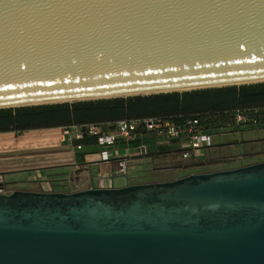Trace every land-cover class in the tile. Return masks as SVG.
<instances>
[{
	"label": "water",
	"instance_id": "water-1",
	"mask_svg": "<svg viewBox=\"0 0 264 264\" xmlns=\"http://www.w3.org/2000/svg\"><path fill=\"white\" fill-rule=\"evenodd\" d=\"M262 78L264 0H0V108ZM0 264H264V162L0 194Z\"/></svg>",
	"mask_w": 264,
	"mask_h": 264
},
{
	"label": "rangeland",
	"instance_id": "rangeland-1",
	"mask_svg": "<svg viewBox=\"0 0 264 264\" xmlns=\"http://www.w3.org/2000/svg\"><path fill=\"white\" fill-rule=\"evenodd\" d=\"M255 84L260 83L242 85ZM150 94L155 93L139 95L144 96ZM131 96L117 97L127 98ZM100 99L110 98L71 100L46 104H74L76 102ZM239 130L237 131L236 129L235 131L225 132L214 131L215 133L212 136L213 147L209 150L200 151L199 158L203 157L205 159L206 166L196 168H191V166H188V170L181 172L182 177L187 176L185 174L191 172L193 174H199L195 172L208 173L227 170L225 168L231 167L235 164L238 165L243 161L238 160L234 162V160L248 154V151L246 150L245 153L242 152L243 149L247 148L246 144L257 140V142H259V145L256 146L260 148V146L262 145L261 143L264 142V129ZM17 133V136H15V134L0 135V172L8 169H14L17 171V173L5 175L6 181L11 183L6 187L7 191H12L14 189L28 190L39 188L38 184L30 183L33 178L32 169L37 168L40 172L41 169H43L48 177L54 180L53 183H50V187L54 188L55 190L59 189L67 193L87 190L86 188L92 185L93 188H111L121 187L125 183V178H116L115 176H110L111 180L106 181L104 178L100 179L98 177L99 174H108L112 172V169L108 164L90 165V162L97 161L98 158L96 154H94L95 152L93 142L89 138L76 140V133H71L72 141L71 143H69L67 141H61V133L57 130H32L26 133ZM146 142L148 143L149 149H151L149 152V157L151 156V158H148V156L134 158L135 160L132 161L130 169L133 173L131 175V178L128 180V183L130 185L145 184L149 183V181H158L162 178H166L167 176L165 174L158 173V171L161 169H174L191 165L188 160H185L182 157L180 152L178 154H164L163 152L165 150H157L165 148L166 146L154 145V143H152L149 138L146 139ZM174 149L179 148H168L166 150ZM244 161H247V159H244ZM154 170L155 172H153ZM98 171H102L103 173H99ZM170 172H172V170L169 171V173ZM70 180H73V182L75 181V183L70 184ZM64 184H69V186H65Z\"/></svg>",
	"mask_w": 264,
	"mask_h": 264
},
{
	"label": "trees",
	"instance_id": "trees-1",
	"mask_svg": "<svg viewBox=\"0 0 264 264\" xmlns=\"http://www.w3.org/2000/svg\"><path fill=\"white\" fill-rule=\"evenodd\" d=\"M237 112L246 118V122L241 126L235 123ZM144 118L170 119L177 124L197 118L203 131L210 134H214V131L264 129V83L206 88L182 93L117 97L74 104L0 108V133H22L34 129L104 123L114 124L111 126L114 129L119 121ZM84 138L89 137L85 136L82 139ZM150 141L154 142L152 139ZM166 149L168 148H161L159 151L165 150L164 154L180 152V149Z\"/></svg>",
	"mask_w": 264,
	"mask_h": 264
},
{
	"label": "built area",
	"instance_id": "built-area-1",
	"mask_svg": "<svg viewBox=\"0 0 264 264\" xmlns=\"http://www.w3.org/2000/svg\"><path fill=\"white\" fill-rule=\"evenodd\" d=\"M245 122V116L237 112L235 116L236 125L241 126ZM203 130L197 118L188 119L183 124H177L170 119L144 118L119 121L111 132L105 130L103 124H86L63 127L60 133L62 142L71 143V133H76V140H80L85 136L95 139L99 157V161L95 163L108 164L112 169V172L99 174L98 177L100 179L110 178V176L125 178V183L122 186H127L130 185L128 180L133 173L130 169L132 161L135 160L134 158L142 156L151 158V156L149 157L150 150L148 146L144 143H138L141 137L152 139L157 146L178 147L180 154L185 160L195 165L199 163L201 166H206L205 159L203 157L199 158L200 151L209 150L213 147V134ZM188 166L159 170L158 173L167 176L160 179V181H173L181 178V172L187 170ZM171 170L172 172L169 173ZM51 182L53 183L54 180L49 178L43 169H41V172L38 169L33 170V178L30 183L38 184L39 188L28 189L27 191L43 193L64 192L50 187ZM69 182L70 184L75 183L73 180ZM65 186H69V184ZM91 188H93V185L86 189ZM16 190L7 191L5 185L0 181V194H12Z\"/></svg>",
	"mask_w": 264,
	"mask_h": 264
},
{
	"label": "crops",
	"instance_id": "crops-1",
	"mask_svg": "<svg viewBox=\"0 0 264 264\" xmlns=\"http://www.w3.org/2000/svg\"><path fill=\"white\" fill-rule=\"evenodd\" d=\"M112 125H114V124L104 123L103 124V127H104L105 130H107V131L109 130L111 132L113 130L111 128ZM62 128L63 127H54V128H44V129H34V130H57V131H61ZM30 131H32V130H30ZM30 131H24L23 133L30 132ZM4 134L5 135L15 134V136H17L18 133L17 132L0 133V135H4ZM145 139L143 137H141V139L138 141V143H144V144H146L148 146V143L146 142ZM91 141L93 142V147H94V152H95L94 154H96V156L98 158L97 161H99L98 149H97L96 145H94L95 144V139L91 138ZM258 143L259 142H257V140H254V142H250V143L246 144L247 145L246 146L247 148L246 149H243L242 152L245 153V150H246V151H248V154H246L245 156H242L241 158H238V159L234 160V162H236L238 160L239 161H241V160L244 161V159H247V161H244V162L242 161L238 165L235 164V165H233L231 167H228V168H225V169H234V168H239V167H243V166H247V165H251V164H256V163L264 162V150H263L264 149V142L261 143L262 144L261 145L262 147L260 146V148L256 146V145H259ZM154 145H156V144L154 143ZM149 150H151V149H149ZM157 151H159V150H157ZM97 161L90 162V165L91 164H96L95 162H97ZM96 165H100V163H97ZM189 166H191V168H196V167H201V164L198 163V164L195 165V164L191 163V165H189ZM110 168H111V166H110ZM191 168H189V169H191ZM98 172L99 173H103L102 171H98ZM195 173H204V172H195ZM188 174H193V173L191 172V173H187L185 175H188ZM105 180L106 181H109V180H111V177L110 178H105ZM154 182H161V181L160 180H158V181H149V183H154Z\"/></svg>",
	"mask_w": 264,
	"mask_h": 264
},
{
	"label": "bare ground",
	"instance_id": "bare-ground-1",
	"mask_svg": "<svg viewBox=\"0 0 264 264\" xmlns=\"http://www.w3.org/2000/svg\"><path fill=\"white\" fill-rule=\"evenodd\" d=\"M261 82H264V78L262 79H253V80H245V81H241V82H236V83H232L233 85H242V84H253V83H261ZM212 86H223V85H212ZM198 88H203V87H185V88H179V89H176L177 91H180V92H185V91H192V90H195V89H198ZM138 94H149L148 93H128V94H124V95H119V96H131V95H138ZM118 95H114V96H107V97H96V98H111V97H117ZM94 98V99H96ZM80 100H83V99H80ZM65 101H71V100H59V101H52L51 103L53 102H65ZM46 103H50V102H44V103H34V104H46Z\"/></svg>",
	"mask_w": 264,
	"mask_h": 264
},
{
	"label": "flooded vegetation",
	"instance_id": "flooded-vegetation-1",
	"mask_svg": "<svg viewBox=\"0 0 264 264\" xmlns=\"http://www.w3.org/2000/svg\"><path fill=\"white\" fill-rule=\"evenodd\" d=\"M37 169H32V170H37ZM29 171H31V170H29ZM11 173H17V171L14 170V169H8V170H5L3 172H0V181L5 185V187H7V186H9L11 184V183H9V182L6 181L5 175L11 174ZM16 191H18V189Z\"/></svg>",
	"mask_w": 264,
	"mask_h": 264
}]
</instances>
